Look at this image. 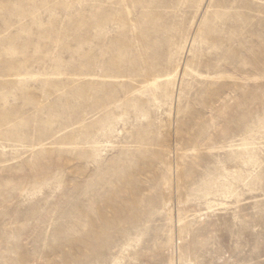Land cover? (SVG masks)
<instances>
[{"label": "rangeland", "instance_id": "obj_1", "mask_svg": "<svg viewBox=\"0 0 264 264\" xmlns=\"http://www.w3.org/2000/svg\"><path fill=\"white\" fill-rule=\"evenodd\" d=\"M0 264H264V0H0Z\"/></svg>", "mask_w": 264, "mask_h": 264}, {"label": "bare ground", "instance_id": "obj_2", "mask_svg": "<svg viewBox=\"0 0 264 264\" xmlns=\"http://www.w3.org/2000/svg\"><path fill=\"white\" fill-rule=\"evenodd\" d=\"M198 75L202 78H207V79H211V80H223L226 78H235L234 75L228 73V72H218V73H201V72H197ZM42 146V145H39ZM194 151V150H193Z\"/></svg>", "mask_w": 264, "mask_h": 264}]
</instances>
